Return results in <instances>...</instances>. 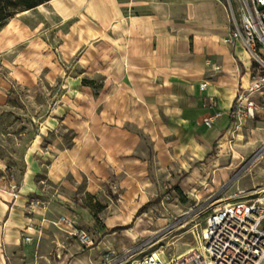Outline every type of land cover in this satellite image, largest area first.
<instances>
[{"label":"crops","instance_id":"obj_1","mask_svg":"<svg viewBox=\"0 0 264 264\" xmlns=\"http://www.w3.org/2000/svg\"><path fill=\"white\" fill-rule=\"evenodd\" d=\"M47 5L58 22L55 38L49 39L44 28L34 31L18 14L0 28V54L22 47L13 64H24L19 68L26 83L27 64L39 69L73 60L84 74L100 75L108 88L100 100L108 124L85 126L80 117L70 119L76 134L72 147L48 161L41 188L72 193L85 181L84 193L101 199L108 181L119 199L115 204L106 197L101 216L106 235L98 245L86 252L74 246L66 254L52 225L56 213L65 215L74 203L65 197L70 204L53 199L33 204L27 198L30 184H21L20 200H13V184L7 183L0 187V264H105L92 253L107 252L108 229L146 203L149 165L206 157L231 126L225 112L239 87L249 85L252 61L240 40L229 41L230 16L220 0H53ZM3 90L0 86V104ZM91 111L87 100L84 115ZM216 112L223 114L206 127L204 120ZM96 133L105 135L96 138ZM111 208L123 215L108 217Z\"/></svg>","mask_w":264,"mask_h":264},{"label":"rangeland","instance_id":"obj_2","mask_svg":"<svg viewBox=\"0 0 264 264\" xmlns=\"http://www.w3.org/2000/svg\"><path fill=\"white\" fill-rule=\"evenodd\" d=\"M220 1L229 16L231 8L239 20V3ZM47 4L25 15L19 13L18 17L22 23L35 26L34 31L47 30L50 39L56 36L58 22ZM21 48L0 54V86L5 95V101L0 104V187L13 184L9 189L17 195L21 184H30L33 190L27 198L39 206L51 199L70 204L65 199L68 198L74 205L68 206L65 215L56 213V220L60 216L70 218L77 228L87 232L96 247L106 235L101 219L106 197L116 204L119 191L110 188L108 181L104 182L102 190L106 197L97 199L84 193L85 181L75 186L72 193L51 186L43 190L41 181L55 153L72 147L76 134L70 119L80 117L85 126L108 124L102 119L100 101L108 88L100 75L84 74L79 64H72L73 60L65 64H42L39 69L36 64H27L26 83L19 68L24 64H13ZM53 51L56 55L54 48ZM75 78L81 83L73 81ZM76 92L85 94L77 99ZM87 100L92 106L88 117L83 112ZM93 135L100 138L105 134ZM140 138L148 147L147 139L143 135ZM149 168L152 170L143 190L145 207L132 215L126 213L122 222L108 229V251L121 257L118 264H133L149 253L160 254L164 262L183 256L198 247L209 214L231 202L235 192L246 198L264 193V119L238 121L230 126L204 158L192 160L180 156L170 165L150 164ZM16 199L20 200V196ZM119 215L123 214L116 208L108 210V217ZM52 226L59 241L64 243L66 254L79 247L63 229ZM80 247L78 252L91 250ZM104 253L94 250L93 259L103 261Z\"/></svg>","mask_w":264,"mask_h":264},{"label":"built area","instance_id":"obj_3","mask_svg":"<svg viewBox=\"0 0 264 264\" xmlns=\"http://www.w3.org/2000/svg\"><path fill=\"white\" fill-rule=\"evenodd\" d=\"M236 1L239 3V20L230 8L232 29L229 41L242 42L252 65L249 85L239 87L231 107L225 112L231 126L239 120L264 119V0ZM205 87L206 84L200 85L201 90ZM207 103V107H213L212 98ZM222 114L209 115L204 120L205 126L211 127ZM16 196L12 194L14 199ZM230 201L209 214L196 250L167 262L161 259L160 254L149 253L133 264H264V193L246 198L238 191ZM54 225L83 248L95 246L87 232L77 228L70 218L60 216ZM31 240V237L25 238L26 242ZM103 257L105 264H118L121 260L110 250Z\"/></svg>","mask_w":264,"mask_h":264},{"label":"trees","instance_id":"obj_4","mask_svg":"<svg viewBox=\"0 0 264 264\" xmlns=\"http://www.w3.org/2000/svg\"><path fill=\"white\" fill-rule=\"evenodd\" d=\"M52 0H0V26L5 25L19 13L29 11ZM145 206H142L141 211Z\"/></svg>","mask_w":264,"mask_h":264},{"label":"bare ground","instance_id":"obj_5","mask_svg":"<svg viewBox=\"0 0 264 264\" xmlns=\"http://www.w3.org/2000/svg\"><path fill=\"white\" fill-rule=\"evenodd\" d=\"M52 1H53V0H52ZM239 121H243V120H239ZM16 197H17V196H16ZM228 203H229V202H228ZM197 248H198V247H196V248L193 249V250H196ZM193 250H192V251H193ZM192 251H190V252H192ZM188 253H189V252H188ZM188 253H187V254H188Z\"/></svg>","mask_w":264,"mask_h":264}]
</instances>
